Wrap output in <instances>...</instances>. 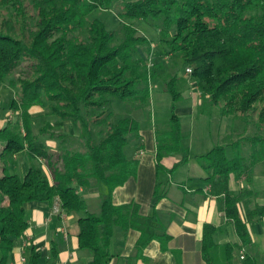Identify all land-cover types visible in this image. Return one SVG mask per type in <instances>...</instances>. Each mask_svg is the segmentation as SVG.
<instances>
[{
    "label": "trees",
    "instance_id": "16d2710c",
    "mask_svg": "<svg viewBox=\"0 0 264 264\" xmlns=\"http://www.w3.org/2000/svg\"><path fill=\"white\" fill-rule=\"evenodd\" d=\"M140 22L156 40L141 34ZM187 75L200 94L196 116L217 123L213 149L199 156L177 113ZM0 85L12 87L9 108L18 114L0 125V264L29 229L28 205L56 200L79 215L88 264H112L131 230L141 235L130 261L146 260L151 242L164 249L170 242L157 209L169 195L160 175L193 159L240 240L218 246L216 228L206 225V261L221 264L222 254L223 264H264L249 229L264 218L257 202L264 197V0H0ZM34 107L46 114L35 116ZM149 129L159 179L152 213L143 216L137 203L117 206L113 196L137 176L140 161L129 148L144 149ZM21 157L26 173L15 168ZM168 157L179 159L171 169ZM233 178L247 187L233 191ZM100 186L106 193L95 207L81 191ZM236 248L245 250L241 263ZM38 258L32 254L30 264Z\"/></svg>",
    "mask_w": 264,
    "mask_h": 264
},
{
    "label": "crops",
    "instance_id": "0c3cea01",
    "mask_svg": "<svg viewBox=\"0 0 264 264\" xmlns=\"http://www.w3.org/2000/svg\"><path fill=\"white\" fill-rule=\"evenodd\" d=\"M192 121L198 122L201 117L196 116L197 102H193ZM183 124V122H182ZM192 128V126H191ZM183 129L185 131L184 125ZM187 133V132H186ZM190 133V132H189ZM188 134V133H187ZM192 134V131H191ZM195 134V133H194ZM144 149L129 148L132 158L139 159L137 176L132 177L123 187L116 189L113 196L115 205L121 206L137 203L143 216H150L153 208L154 192L159 179L156 166L157 142L155 132L151 129L142 132ZM200 147V151H193V156L204 155L212 150L215 142ZM179 161L176 157L164 160L167 169L174 167ZM28 168L25 169L26 173ZM207 174L196 160L178 168L171 175H160L169 190L167 198L160 201L157 209L162 224L170 235V242L164 249L159 241L151 242L144 250L146 260L131 262L135 253L140 233L131 230L126 240L117 246L121 249L119 258L112 264H210L204 257L205 226L216 228L214 235L218 246L226 244L239 245L240 240L235 226L227 221L220 212L218 199L212 196L211 187L206 182ZM247 184L235 178L231 181V188L238 192ZM85 199L95 207L100 197L106 193L100 187L90 191H81ZM257 202L264 205V197L257 198ZM29 229L25 235L15 242V248L8 264H30L32 254H37L38 264H88L92 259L89 252L79 249V215L68 213L59 200L53 203H31L28 205ZM240 214L246 220L244 208L240 207ZM253 242L259 252L264 255V218L249 225ZM58 252V260L52 261V252ZM244 249H235L234 259L241 263ZM223 264V255H219Z\"/></svg>",
    "mask_w": 264,
    "mask_h": 264
},
{
    "label": "rangeland",
    "instance_id": "374dc122",
    "mask_svg": "<svg viewBox=\"0 0 264 264\" xmlns=\"http://www.w3.org/2000/svg\"><path fill=\"white\" fill-rule=\"evenodd\" d=\"M138 28L141 32V34L147 36L148 38L152 40L157 39V33L156 31L150 27L146 22H140L138 25ZM187 79L189 80L188 83H186V88L188 89L187 93L185 94L187 97V100L182 102L178 106L177 113L182 119L185 132L188 133V138L186 139V143L189 146H193V151L197 152L200 151V147L205 142L209 145L212 141L215 142L214 138V131L217 128V123L213 121V123H210L209 118L205 116H201V119L198 122L193 123V102H199L200 94L197 91L196 85L194 84L192 78L190 75H187ZM14 98V91L12 87L9 85H0V125H4L7 123H15L18 121V114L15 113L13 109L9 108L10 101ZM162 110V111H161ZM161 119L164 118V108L161 107ZM159 111V113H160ZM32 113L35 116L43 117L46 114V110L42 107H34L32 109ZM47 120V119H46ZM43 121V120H41ZM44 123V121H43ZM230 122L228 120H225L222 127L221 132L225 131V129L229 126ZM60 124H57L59 126ZM61 126L64 127L66 131H70L71 133L76 134L77 131L75 129V126H73L71 123L62 124ZM192 126V128H191ZM192 131V134H191ZM190 132V133H189ZM195 133V134H194ZM214 145L212 146V148ZM16 170L20 172H24L26 168H28L27 162L25 161L24 157H21L18 159L15 165ZM101 190L105 192V187L100 186Z\"/></svg>",
    "mask_w": 264,
    "mask_h": 264
},
{
    "label": "built area",
    "instance_id": "2783aa9c",
    "mask_svg": "<svg viewBox=\"0 0 264 264\" xmlns=\"http://www.w3.org/2000/svg\"><path fill=\"white\" fill-rule=\"evenodd\" d=\"M188 72H191V70H188ZM244 258V254H242L241 259L243 260Z\"/></svg>",
    "mask_w": 264,
    "mask_h": 264
}]
</instances>
